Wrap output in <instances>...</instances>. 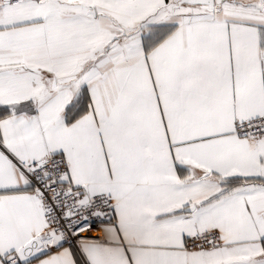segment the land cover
<instances>
[{"label": "snow or ice", "instance_id": "1", "mask_svg": "<svg viewBox=\"0 0 264 264\" xmlns=\"http://www.w3.org/2000/svg\"><path fill=\"white\" fill-rule=\"evenodd\" d=\"M0 264H264V0H0Z\"/></svg>", "mask_w": 264, "mask_h": 264}]
</instances>
